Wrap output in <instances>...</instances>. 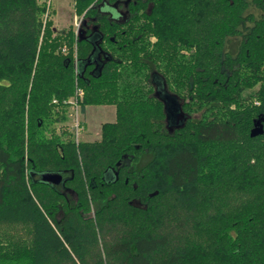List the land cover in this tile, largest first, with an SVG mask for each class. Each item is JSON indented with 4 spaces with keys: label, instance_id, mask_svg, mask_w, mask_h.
Instances as JSON below:
<instances>
[{
    "label": "trees",
    "instance_id": "obj_1",
    "mask_svg": "<svg viewBox=\"0 0 264 264\" xmlns=\"http://www.w3.org/2000/svg\"><path fill=\"white\" fill-rule=\"evenodd\" d=\"M108 1L74 0L97 18L94 42L52 36L37 0H0V224L23 231L0 235V264H264V134L250 137L264 117V0H129L119 21L97 13ZM93 49L107 59L88 72ZM75 78L82 111L115 105V122L91 144L45 139L65 121L49 102ZM166 217L197 238L172 244Z\"/></svg>",
    "mask_w": 264,
    "mask_h": 264
},
{
    "label": "rangeland",
    "instance_id": "obj_2",
    "mask_svg": "<svg viewBox=\"0 0 264 264\" xmlns=\"http://www.w3.org/2000/svg\"><path fill=\"white\" fill-rule=\"evenodd\" d=\"M39 5L45 6V13L41 15V20L51 21L52 36L69 31L70 29L76 34L77 25L81 20L82 15H76L74 11V0H37ZM248 11L252 12L255 18L260 16V12L253 7L248 8ZM115 14V13H114ZM62 54H66L67 50L63 46L60 49ZM179 54L187 56L188 52L180 50ZM76 48L74 49L73 57L76 59ZM183 58V57H182ZM175 89V88H174ZM180 93L184 95V89ZM85 97V90L78 84L77 79L74 80L73 93L65 99L52 98L49 105L52 107V111L55 114L52 119H56L60 116L65 117V121L47 122L44 126V137L50 139L51 137H59L60 141H66L73 139L75 143H94L100 140L101 128L104 124L114 123L116 119V107L115 105H86L82 111V103ZM28 96L26 97V100ZM27 108V106L25 107ZM57 115V116H56ZM198 116V115H197ZM75 126H78L76 132ZM46 128V129H45ZM203 215H208V211H202ZM89 216H93V212L89 213ZM169 220L167 223L171 225L174 231L172 244L183 246L186 243L197 238L196 229L193 224L189 223L188 228L182 234L181 230L176 227L177 222L170 221L172 218L166 217ZM166 218L163 219L166 221ZM192 219V218H187ZM175 226V227H174ZM165 232V229L163 230ZM17 233L20 235L23 231L9 226L0 224V235ZM105 238V237H104ZM103 239V235H100L101 244L107 242ZM104 240V242H103ZM171 244V245H172Z\"/></svg>",
    "mask_w": 264,
    "mask_h": 264
},
{
    "label": "flooded vegetation",
    "instance_id": "obj_3",
    "mask_svg": "<svg viewBox=\"0 0 264 264\" xmlns=\"http://www.w3.org/2000/svg\"><path fill=\"white\" fill-rule=\"evenodd\" d=\"M129 0L125 1V0H116L113 2H109L105 3V4H101L97 7V13H100L101 15L103 13H107L109 15H111L113 17L114 20H121V18L123 16L126 15V8L128 6ZM115 13V14H114ZM97 18H93V17H87V16H82L81 20L79 22V25H77V32H81L82 36H88L89 38L92 39V41L96 42V37L97 35L95 34L96 32V24ZM103 51L101 50L96 51L95 49H93L91 51V54L88 56V61L86 62L85 66L83 69L86 68L87 65H91L89 66V71L88 72H92L93 69H96L98 67V65L102 66L103 62L105 59H107L106 55L102 54ZM87 68V69H88ZM91 68V71H90Z\"/></svg>",
    "mask_w": 264,
    "mask_h": 264
},
{
    "label": "water",
    "instance_id": "obj_4",
    "mask_svg": "<svg viewBox=\"0 0 264 264\" xmlns=\"http://www.w3.org/2000/svg\"><path fill=\"white\" fill-rule=\"evenodd\" d=\"M158 95L162 98L164 102V112L167 116V120L172 124L173 122H179L181 120L180 107L177 104L175 98L167 94L162 90L160 84L157 82ZM264 134V117H258L253 122V127L250 130V137L254 138L256 136ZM40 181L46 184L59 185L63 184L61 174L56 172H44L40 174Z\"/></svg>",
    "mask_w": 264,
    "mask_h": 264
},
{
    "label": "built area",
    "instance_id": "obj_5",
    "mask_svg": "<svg viewBox=\"0 0 264 264\" xmlns=\"http://www.w3.org/2000/svg\"><path fill=\"white\" fill-rule=\"evenodd\" d=\"M75 130H76V132L78 131V126H75Z\"/></svg>",
    "mask_w": 264,
    "mask_h": 264
}]
</instances>
